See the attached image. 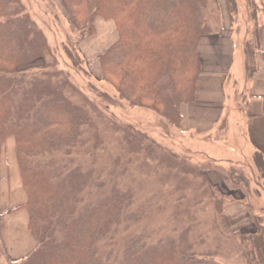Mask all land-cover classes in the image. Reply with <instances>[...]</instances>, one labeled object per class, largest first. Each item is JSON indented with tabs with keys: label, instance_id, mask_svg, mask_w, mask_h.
<instances>
[{
	"label": "trees",
	"instance_id": "trees-1",
	"mask_svg": "<svg viewBox=\"0 0 264 264\" xmlns=\"http://www.w3.org/2000/svg\"><path fill=\"white\" fill-rule=\"evenodd\" d=\"M63 1L79 39L95 33L98 16L115 22L119 38L99 59L104 79L116 85L122 98L134 106L160 110L168 119L174 117V125L180 123V105L195 95L199 40L221 29L220 19L217 27L208 21V0ZM22 4L0 0V158L13 136L28 197L29 228L38 239L36 249L21 264L211 261L198 252L188 231L157 242L150 235L135 234L121 259L114 246L109 247L119 228L135 221L139 212L128 191L117 183L107 190L105 181L94 180L97 170L88 160L73 156V150L84 144L83 126L96 110L75 100L79 95L88 98L67 78L59 80L61 73L47 71L51 65L46 61L50 50L45 36ZM256 31L259 40L263 28ZM257 40L248 44L249 52L255 50ZM40 58L47 64L31 65ZM128 131L124 139L131 148L146 143L139 132ZM256 162L264 175L258 155ZM250 219L255 231L236 233L248 264H264V223L254 213ZM1 223L0 214V230Z\"/></svg>",
	"mask_w": 264,
	"mask_h": 264
},
{
	"label": "rangeland",
	"instance_id": "rangeland-1",
	"mask_svg": "<svg viewBox=\"0 0 264 264\" xmlns=\"http://www.w3.org/2000/svg\"><path fill=\"white\" fill-rule=\"evenodd\" d=\"M21 1L45 36L50 50L46 61L51 65L47 71L61 73L59 80L67 78L88 98L79 95L75 100L96 110L83 126L85 141L73 150V156L88 160L97 170L94 180L105 181L107 190L117 183L128 191L135 203L133 208L139 212L135 221L119 228L118 235L108 241L109 247L114 246L121 259L128 239L135 234L150 235L157 242L188 231L198 252L210 256L211 261L203 264H248L241 236L236 232L251 233L246 230L253 213L264 223V199L260 195L263 180L252 169L249 158L241 155L235 160L243 169L216 164L183 148L182 135L176 133L172 123L174 117L168 119L160 110L134 106L122 98L116 85L104 79L99 59L107 49L103 42L112 36L110 25L105 23L115 25L119 38L113 20L98 16L95 33L79 39L63 0ZM233 1L232 7L228 0H208L209 23L216 26L218 19L222 23L224 18L241 25L240 30L249 31L254 20L253 3ZM46 61L40 58L31 65L41 68ZM129 129L143 135L146 143L131 148L124 139ZM226 136L230 144L236 140L232 134ZM239 197H244V202L234 205ZM4 263L0 249V264Z\"/></svg>",
	"mask_w": 264,
	"mask_h": 264
},
{
	"label": "crops",
	"instance_id": "crops-1",
	"mask_svg": "<svg viewBox=\"0 0 264 264\" xmlns=\"http://www.w3.org/2000/svg\"><path fill=\"white\" fill-rule=\"evenodd\" d=\"M251 8L256 14L249 31L223 18L217 33L201 36L194 99L180 105V123L174 128L182 135L183 148L234 169H243L235 163L243 155L260 173L256 156L264 166V0H253ZM105 24L110 25L111 40L116 42L115 25ZM260 28L263 33L257 40ZM111 40L103 42L107 48ZM256 40L258 45L249 52L248 44ZM226 134H232V139L236 136V140L230 144ZM7 141L0 158V246L4 264H21L36 249L38 239L29 228L28 197L22 186L15 138ZM260 176L264 199V175ZM243 202L244 197H239L234 205ZM248 227L246 232L255 231L253 222Z\"/></svg>",
	"mask_w": 264,
	"mask_h": 264
}]
</instances>
